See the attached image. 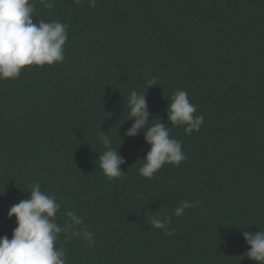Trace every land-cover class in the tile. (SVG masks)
Returning <instances> with one entry per match:
<instances>
[{"label":"trees","instance_id":"trees-1","mask_svg":"<svg viewBox=\"0 0 264 264\" xmlns=\"http://www.w3.org/2000/svg\"><path fill=\"white\" fill-rule=\"evenodd\" d=\"M35 5L34 23L62 22L69 38L63 62L0 80V237L12 238L8 211L39 183L55 193L61 227L73 211L95 235L92 247L61 235L67 264H240L243 231L264 230V0ZM133 89L187 156L152 179L139 174L151 147L143 130L125 135ZM177 90L204 116L198 132L171 126ZM101 131L126 161L115 180L98 167ZM183 201L199 205L177 217ZM152 216L171 217L172 234Z\"/></svg>","mask_w":264,"mask_h":264},{"label":"clouds","instance_id":"clouds-1","mask_svg":"<svg viewBox=\"0 0 264 264\" xmlns=\"http://www.w3.org/2000/svg\"><path fill=\"white\" fill-rule=\"evenodd\" d=\"M76 2L80 3V0ZM40 3L51 9L55 0H40ZM95 4L96 0H90V7ZM35 7V0H0V80L18 78L26 66H51L65 59L68 26L56 20L45 22L39 19L34 23ZM146 84L148 89L158 85L156 78L147 79ZM127 103L128 120L134 119V123L125 135L135 137L143 130L145 141L151 146L143 158L145 163L139 168V174L152 179L166 163L180 166L187 159L182 142L170 136V127L160 119L155 124L150 123L146 94L133 89ZM166 111L171 126H184L186 134L198 132L204 123L203 115H194L196 105L185 90L173 94ZM98 139L104 148L98 167L108 180L120 178L124 174L120 165L126 163L125 159L112 146L106 132L101 131ZM198 205L199 201H183L174 215L180 217L186 209ZM60 209L55 193L42 191L39 183H32L29 198L12 205L8 211L9 218H16L17 227L11 239L7 235L0 237V264H67L66 251L55 247L62 234L66 239L82 238L89 247L94 246V233L75 212L66 213L67 219L61 227L57 217ZM170 223L171 217L168 216L150 218L152 227L163 230L165 235L172 234L168 228ZM242 235L249 250L239 257L240 264L244 259L264 264V230L256 233L243 231Z\"/></svg>","mask_w":264,"mask_h":264}]
</instances>
